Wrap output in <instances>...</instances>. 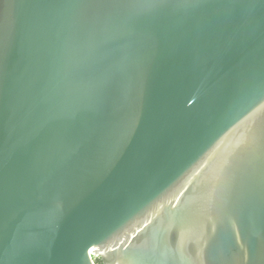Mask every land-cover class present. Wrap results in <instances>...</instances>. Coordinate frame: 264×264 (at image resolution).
<instances>
[{"label":"water","instance_id":"95a60500","mask_svg":"<svg viewBox=\"0 0 264 264\" xmlns=\"http://www.w3.org/2000/svg\"><path fill=\"white\" fill-rule=\"evenodd\" d=\"M0 264H264V0H0Z\"/></svg>","mask_w":264,"mask_h":264}]
</instances>
